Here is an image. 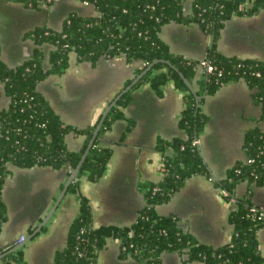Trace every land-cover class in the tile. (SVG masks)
<instances>
[{"label": "crops", "instance_id": "1", "mask_svg": "<svg viewBox=\"0 0 264 264\" xmlns=\"http://www.w3.org/2000/svg\"><path fill=\"white\" fill-rule=\"evenodd\" d=\"M194 0L184 7L187 16L193 14ZM72 13L83 17L98 15L93 5L78 0H54L53 4L33 8L22 2L0 0L1 58L16 68L30 59L36 48L28 33L40 27L60 31ZM161 39L174 55L188 60L204 61L212 48V36L197 24L170 23L162 28ZM54 48L47 44L43 51L45 67L50 68L49 55ZM218 51L227 57L264 62V10L255 16H234L224 23L217 42ZM140 61L129 64L124 56L102 58L93 65L79 62L70 55V66L61 76H49L38 90L48 100L62 121L85 129L99 121L103 112L143 69ZM199 72L201 74L203 72ZM0 108L6 109L10 99L0 82ZM254 91L243 81L228 82L214 96L206 97L204 113L209 117L199 138V150L208 166L211 178L198 175L189 179L171 200L157 207L161 216H175L184 233L205 245L220 247L231 241L233 226L229 222L237 203L250 189L240 184L234 199H227L218 184L228 171L246 159V133L253 129L264 132L262 107L254 102ZM185 109L184 92L170 81L157 92L150 82L134 88L131 102L120 110L125 119L114 123L102 139V145L113 150L102 179L91 183L80 179L79 192L67 193L48 225L24 247L27 264H55L58 251L68 245L74 220L80 213V196L92 208L93 226L130 227L137 222L146 207L145 186L157 184L163 155L157 149L159 139L171 141L185 138L179 126ZM133 129L125 136L129 122ZM86 137L74 133L66 137L70 151L80 152ZM167 154L173 156L172 150ZM12 176L5 184L3 200L7 221L0 233V250L16 245L39 226L53 207L70 175V168L50 167L22 169L11 167ZM252 203L264 209V187H254ZM264 257V226L258 233ZM122 242L110 238L99 254V264H140L136 259L121 258ZM0 264H8L3 260ZM162 264H205L190 262L179 253H164Z\"/></svg>", "mask_w": 264, "mask_h": 264}, {"label": "trees", "instance_id": "2", "mask_svg": "<svg viewBox=\"0 0 264 264\" xmlns=\"http://www.w3.org/2000/svg\"><path fill=\"white\" fill-rule=\"evenodd\" d=\"M38 8L52 5L54 0H13ZM93 5L98 15L83 17L72 13L62 30L40 27L28 33L36 48L30 59L16 68H10L1 58L0 82L10 99L6 109L0 108V233L7 221V208L3 191L12 176L11 167L32 169L50 167L61 170L76 168L88 147L98 122L85 129L65 124L38 90L39 84L49 76H61L70 66V55L76 54L79 62L97 65L100 59L124 56L129 64L140 61V75L156 61L170 62L191 83L196 94L204 97L197 109L196 96L186 86L179 72L165 63H158L135 87L150 82L159 92L172 81L184 92L185 109L179 122L185 138L171 141L159 139L157 149L163 155L161 182L145 186L146 207L137 222L130 227L93 226V213L89 201L80 196V213L74 220L68 236V245L58 251L55 264H99V254L110 238L122 242L121 258L132 257L140 264H162L164 253H179L190 262L205 264H264L258 233L264 226V209L256 207L251 196L254 187H264V132L253 129L246 133L244 151L246 159L228 171L226 179L218 185L226 198L234 199L236 188L248 183V194L238 201L229 222L233 226L231 241L220 247L200 243L184 233L175 216H161L157 207L168 203L189 179L202 175L211 178L208 166L195 145L205 131L209 117L203 111L206 97L216 95L232 81H245L254 91V102L262 107L264 118V62L227 57L217 49L224 23L234 16H255L264 10V0H194L193 14L185 15L188 0H78ZM197 24L212 36V48L207 61L215 68L213 73L201 70L200 61L174 55L161 39L162 28L170 23ZM54 49L49 55L50 68L45 67V45ZM132 82V81H131ZM128 83V85L131 84ZM127 85V86H128ZM127 93L111 110L80 171V179L99 182L113 156V150L102 145V139L118 120L125 119L120 110L131 102ZM1 99V94H0ZM134 127L130 121L123 135ZM74 133L85 136L80 152L70 151L66 137ZM174 152L173 156L167 154ZM247 159L254 162L249 164ZM80 180L72 184L68 193L79 192ZM157 189V191H156ZM15 245L0 250L3 254ZM4 262L27 264L24 248L10 254Z\"/></svg>", "mask_w": 264, "mask_h": 264}, {"label": "water", "instance_id": "3", "mask_svg": "<svg viewBox=\"0 0 264 264\" xmlns=\"http://www.w3.org/2000/svg\"><path fill=\"white\" fill-rule=\"evenodd\" d=\"M158 63H165L169 66H171L173 69L177 70L170 62L167 61H156L153 64L149 65L140 75H138L132 82L130 85H128L120 94H118L115 99L111 102V104L106 108V110L103 112L102 116L99 119V122L97 124V127L92 135V138L88 144L87 149L85 150L78 166L76 168H70V175L67 179V181L64 184V187L61 191V193L59 194L58 198L56 199L53 207L51 208V210L48 212V214L46 215V217L42 220V222L39 224V226L33 231V233L28 236L23 242L18 243L15 245L14 248H12L11 250L0 254V261H2L3 259H5L7 256H9L12 253H15L16 251L24 248L31 240H33L36 236H38V234H40V232L48 225V223L52 220L53 216L55 215L57 209L59 208V206L61 205L62 201L64 200L65 196L68 193V189L69 187L76 183L79 182L80 180V171L83 167V164L85 163L104 123L105 120L107 119V117L109 116L111 110L117 105V103L119 102V100H121L127 93H129L130 91H132L138 84L139 82L142 81V79L154 68V66ZM177 72H179L180 77L184 80L186 86L188 87V89L191 91L192 94H194L196 96V104H197V109L200 107V102L201 100L205 97H199L196 94V91L194 90L193 86L191 85V83L189 82V80L179 71L177 70Z\"/></svg>", "mask_w": 264, "mask_h": 264}, {"label": "built area", "instance_id": "4", "mask_svg": "<svg viewBox=\"0 0 264 264\" xmlns=\"http://www.w3.org/2000/svg\"><path fill=\"white\" fill-rule=\"evenodd\" d=\"M10 1H13V0H10ZM200 67H201V69H203L208 74L209 73H213L215 71V68L207 61V59L201 62ZM194 144L198 146L199 145V141H195ZM172 153L174 155L173 151H172ZM163 160H164V158H162L161 167H162V164H163ZM247 162L249 164H252L254 161L252 159H247ZM156 191H157V189H156ZM24 240H25V237L22 236L21 239L19 240V243L23 242Z\"/></svg>", "mask_w": 264, "mask_h": 264}]
</instances>
